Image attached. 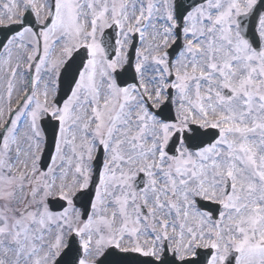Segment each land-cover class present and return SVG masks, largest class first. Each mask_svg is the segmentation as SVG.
Instances as JSON below:
<instances>
[{
	"label": "snow or ice",
	"instance_id": "snow-or-ice-1",
	"mask_svg": "<svg viewBox=\"0 0 264 264\" xmlns=\"http://www.w3.org/2000/svg\"><path fill=\"white\" fill-rule=\"evenodd\" d=\"M257 3L191 0L182 20L170 0L0 4L9 105L20 61L26 56L35 68L7 117L0 104V264H61L68 253L63 264H101L99 257L121 253L155 259L110 264H264V10ZM109 28L117 29L114 44L104 38ZM130 33L143 44L134 65ZM180 35L175 59L160 51ZM82 48L86 57L61 104V70ZM149 61L154 74L146 77ZM169 101L174 117L162 115ZM46 116L58 132L43 168Z\"/></svg>",
	"mask_w": 264,
	"mask_h": 264
},
{
	"label": "water",
	"instance_id": "water-1",
	"mask_svg": "<svg viewBox=\"0 0 264 264\" xmlns=\"http://www.w3.org/2000/svg\"><path fill=\"white\" fill-rule=\"evenodd\" d=\"M191 2V0H180V3L178 4V11L179 14L181 12H184L185 9L187 8V5ZM199 2V0H197ZM180 17V16H179ZM28 20H34V17L29 15L27 17ZM5 31V29H1L0 32ZM111 38L112 42L115 39L114 32H108L107 36L105 39ZM114 44V43H113ZM134 47L130 50V59L133 64V59H134ZM74 58H70L66 64V67H64L61 70V76L59 78V93H58V98L57 100L61 103L63 101V98H65V93L70 91L69 89V83L72 81L73 75L77 74V65L80 63V60L82 57H86V51L85 49L77 51L74 55ZM127 69L128 75L129 76H134V71L133 67L125 66ZM133 82V80H129L128 82ZM168 115V116H174L173 115V110H172V104L171 102H167L166 106L163 109L162 115ZM41 126L44 130L45 137H46V143H45V148L42 153V160H41V167L46 168L50 158H51V153L53 152L54 149V140H55V134L57 132V127L58 124H56L54 121L51 120L49 116L47 118L42 119ZM193 128H196L197 126H192ZM215 131V130H213ZM102 161V155L99 156V160L95 164H99ZM142 187V185H141ZM94 192V185L90 186V189L84 190L85 198L87 196H90ZM51 202V207L54 210L58 209L59 204L61 203L60 200H50ZM79 206V205H78ZM77 243V237H73L71 244L75 246ZM203 252V251H201ZM71 257V253H68L67 255H64L61 259V264H63V260L69 259ZM166 257L168 259L172 258V255H169L168 252L166 253ZM149 260H154L152 257H142L137 254H132V253H121L119 256L116 255H107L103 256L100 260L101 264H110V262L114 261H149Z\"/></svg>",
	"mask_w": 264,
	"mask_h": 264
},
{
	"label": "rangeland",
	"instance_id": "rangeland-1",
	"mask_svg": "<svg viewBox=\"0 0 264 264\" xmlns=\"http://www.w3.org/2000/svg\"><path fill=\"white\" fill-rule=\"evenodd\" d=\"M5 0H0V4L4 3ZM170 2L172 3V0H170ZM17 11H19V9H17ZM158 23H163V21H159ZM149 31H151V29H149ZM132 33L129 34V40H130V35ZM98 37L100 36V33H97ZM140 37V36H139ZM140 39V38H139ZM171 41V38L169 39V42ZM143 44L141 43V39H140V45L139 48H142ZM43 49V41H42V48H41V52ZM59 50V46L57 45L54 49V51H58ZM163 48L160 49V51H162ZM16 63V53H13V64ZM148 67H149V71L145 73L146 77H150L154 74V72L151 70L154 66L152 65V62L149 61L148 62ZM30 73L34 74L35 73V68H31L29 69L27 66V59L26 56L24 57V59H22L20 61V67L17 70V75L14 78V89H13V93H12V99H11V105H9L7 103V99H6V95H7V78L9 73H5L4 71L0 70V104H2L5 108V116L7 117V108L8 107H15L17 102L21 99V96L23 95L24 89L26 87L29 86L30 83ZM45 79H47V76L45 75L44 77ZM174 79V76H173ZM26 129V122H24L21 126V132H23ZM67 151V150H66ZM51 163V162H50ZM55 197V196H54ZM173 218H174V213H173Z\"/></svg>",
	"mask_w": 264,
	"mask_h": 264
}]
</instances>
